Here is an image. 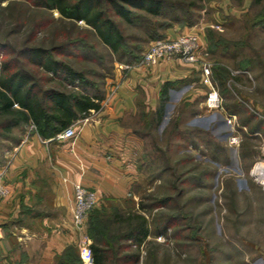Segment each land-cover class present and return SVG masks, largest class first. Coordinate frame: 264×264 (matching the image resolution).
<instances>
[{
  "label": "rangeland",
  "instance_id": "rangeland-1",
  "mask_svg": "<svg viewBox=\"0 0 264 264\" xmlns=\"http://www.w3.org/2000/svg\"><path fill=\"white\" fill-rule=\"evenodd\" d=\"M251 1L202 0L197 4L203 9L196 11L200 14L196 25L175 26L180 32H196L202 27L207 52L212 42L217 45L215 55L209 53V63L212 82L223 107L227 101L215 77V68L245 69L250 73L252 82L243 75L235 78L237 85L230 86L236 89L233 96L239 106L235 125L227 124L226 115L234 114L226 109V113L206 109L204 103L209 90L200 77L193 86L194 94L179 103L176 96V104L170 102L161 124H153L154 129L138 116L128 119L141 142L137 179L128 196L102 202L98 199L81 229L73 225V230H57L54 235L64 240V249L73 246L79 254L82 242H88L91 248L89 224L96 214L100 241L109 244L118 258L127 257L119 264H264V192L249 177L252 166L264 161V1L257 6L251 5ZM8 4H0V44H5L8 53L13 54L3 59L22 63L15 54L25 47H58L61 49L53 53L54 58L82 72L86 79L99 84L100 74H110L114 57L86 32L83 23L62 22L57 12L32 8L21 0L10 2L6 9ZM115 20L125 35L138 34L119 19ZM155 41L143 45L141 57ZM74 43L90 46L94 54L84 60L87 52L75 49ZM118 64L114 62L112 75L107 80L114 76ZM28 71H33L36 81L42 79L34 68ZM230 78L231 74L227 83ZM37 84L39 88L45 86L40 81ZM34 130L29 126L23 131H13L12 137L19 139V144L8 141L7 148L0 149V169L7 168L12 153ZM231 135L240 137L238 147L228 146L227 138ZM136 213L146 218L150 231L138 248L123 237L124 220ZM166 219H170L172 226L165 235L156 236ZM104 227L108 228L106 232ZM37 231L43 233L41 228ZM46 246V237L37 235L28 248L32 259L29 261L19 251L15 264H41L40 249ZM74 256L70 254L71 259ZM134 256L138 259L135 263Z\"/></svg>",
  "mask_w": 264,
  "mask_h": 264
},
{
  "label": "trees",
  "instance_id": "trees-1",
  "mask_svg": "<svg viewBox=\"0 0 264 264\" xmlns=\"http://www.w3.org/2000/svg\"><path fill=\"white\" fill-rule=\"evenodd\" d=\"M12 1L15 0H0V4L8 2L7 9ZM21 1L32 8L57 12L62 22L83 23L87 29L86 32L105 48L115 61L110 62L111 67H113L110 74L102 76L100 74L101 82L96 84L86 79L82 72H77L71 65L54 58L53 53L61 48L25 47L15 54L22 61V63H17L11 58L3 59V57L13 53H8L7 46L0 44V57L2 59H0L1 150L7 148L8 145H5L8 141L19 144V139L12 137L14 130L23 131L26 127L33 126L35 132L43 140L53 139L78 120L85 119L91 111H98L107 95L106 81L107 77L112 75L114 62L125 65L137 64L141 60L140 53L144 44L165 39L167 32L175 26L192 27L196 25L200 19V14L196 11L203 9L197 5L202 0H186L191 1L187 4L166 0ZM263 1L252 0L251 5L257 6ZM115 18L136 30L138 34L136 36L125 35ZM209 32L207 30V34ZM209 40L211 43V35ZM73 45L78 51L87 52L83 57L84 60L90 54H94L90 46L78 43ZM217 48V45L212 42L208 53L215 55ZM59 55L62 54L59 53ZM68 55L74 54L68 52ZM14 62L17 63V66ZM103 67L105 68L104 65ZM30 68H34L42 79L36 81L37 78L34 77L33 71H28ZM243 71L248 70L244 69ZM214 74L222 89V96L227 101L224 104V109L231 114H238L239 106L233 96L236 89L226 85L230 71L224 67H217ZM39 81L45 85L44 88L38 87L37 82ZM183 85L184 83L181 82L164 84L157 108L153 113H140V121L150 126L151 129L155 127L153 124L159 126L165 116V109L170 103L171 92L177 91ZM240 100L246 102L243 98ZM230 101H234V104H231ZM250 115L253 116V114ZM162 204L163 202L159 207ZM116 217L121 220L120 216L116 215ZM166 220L164 227L156 231V236L165 235L167 229L172 226L170 219ZM124 221L126 225L123 232L124 240L130 241L137 248L140 247L150 235L146 218L142 214L136 213L129 214ZM96 222L95 214L90 219L88 233L93 241L91 245L92 264H119V262L127 260V257L125 259L118 258L116 252L110 250L109 244L100 241L99 237L101 236L98 234ZM103 230L106 232L108 228L104 227ZM73 253L75 256L74 259H71L70 254ZM137 260L136 256L134 263ZM73 261L74 264H82L79 254L73 246L66 247L55 258V264H73Z\"/></svg>",
  "mask_w": 264,
  "mask_h": 264
},
{
  "label": "crops",
  "instance_id": "crops-1",
  "mask_svg": "<svg viewBox=\"0 0 264 264\" xmlns=\"http://www.w3.org/2000/svg\"><path fill=\"white\" fill-rule=\"evenodd\" d=\"M184 33L198 34L206 45L202 27L196 32L175 28L165 39ZM198 77L201 79L199 67L179 59L163 60L150 68L137 63L125 72L115 69L114 76L107 80L101 108L70 126L75 130L74 139L43 140L35 130L31 132L12 153L7 166L5 184L10 194L0 203V264H15L19 251L30 261L28 248L37 235L47 239L39 261L53 264L65 246L54 233L74 227V183L95 192L101 202L128 196L137 179L141 145L128 119L139 118L142 112L153 113L166 83H184L171 92L170 102L176 96L178 103L183 101L194 94Z\"/></svg>",
  "mask_w": 264,
  "mask_h": 264
},
{
  "label": "built area",
  "instance_id": "built-area-1",
  "mask_svg": "<svg viewBox=\"0 0 264 264\" xmlns=\"http://www.w3.org/2000/svg\"><path fill=\"white\" fill-rule=\"evenodd\" d=\"M167 59H179L186 65L199 67L201 81L209 90L204 103L206 109L210 112H225L223 100L212 82L209 53L207 52L206 47L201 43V38L198 34L184 33L179 34L173 39H161L153 42L142 54L138 65L150 68L157 66L161 61ZM132 68L133 65L118 64L116 66V70L120 72H125ZM230 74L231 78L227 83L228 87L237 85L235 78H239L243 75L247 76L251 82L253 81L249 72L233 70L230 71ZM250 111L256 114L254 110ZM226 120L229 126H234L237 116L226 115ZM55 138L57 140L74 139L75 130L73 127H68L61 133L57 134ZM240 141L238 135H231L227 138V144L230 148L238 147ZM6 171L7 168L0 169V203L7 199L10 194L9 188L5 184ZM249 177L264 192V161H258L252 166L249 172ZM97 200L98 197L95 192L88 190L80 182L73 184L71 217L73 224L77 229L83 227L85 219L96 206ZM79 257L83 264H92V252L88 242H82L79 248Z\"/></svg>",
  "mask_w": 264,
  "mask_h": 264
}]
</instances>
